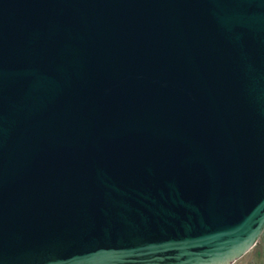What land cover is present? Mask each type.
Masks as SVG:
<instances>
[{"label": "water", "instance_id": "1", "mask_svg": "<svg viewBox=\"0 0 264 264\" xmlns=\"http://www.w3.org/2000/svg\"><path fill=\"white\" fill-rule=\"evenodd\" d=\"M264 231V0H0V264H233Z\"/></svg>", "mask_w": 264, "mask_h": 264}, {"label": "rangeland", "instance_id": "2", "mask_svg": "<svg viewBox=\"0 0 264 264\" xmlns=\"http://www.w3.org/2000/svg\"><path fill=\"white\" fill-rule=\"evenodd\" d=\"M233 264H264V231L256 244Z\"/></svg>", "mask_w": 264, "mask_h": 264}]
</instances>
